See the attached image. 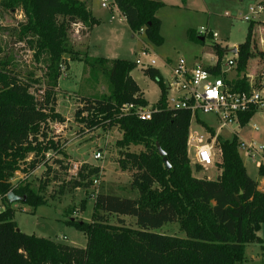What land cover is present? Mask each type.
Returning a JSON list of instances; mask_svg holds the SVG:
<instances>
[{"label": "trees", "instance_id": "1", "mask_svg": "<svg viewBox=\"0 0 264 264\" xmlns=\"http://www.w3.org/2000/svg\"><path fill=\"white\" fill-rule=\"evenodd\" d=\"M113 5L134 34L145 29L148 42L163 46L162 21L157 17L164 6L162 2L113 0ZM0 9L24 14L23 21L5 31L18 39L17 44L23 43L38 64L45 65L42 80L34 79L32 72L24 78L16 71L10 53L0 57V196L4 207L0 213V264H243L247 246L263 243L258 232L264 224V193L247 173L238 137H217L216 147L222 153L215 163L220 173L216 179L195 177L204 168L199 164L192 166L189 158L193 116L187 110L167 108V86L160 71L143 70L158 85L160 97L151 120H142L134 113L121 112L125 104L149 106L132 77L138 68L136 62L95 58L88 53L81 56L72 47L70 31L74 25L92 30L100 23L83 1L0 0ZM187 35L197 43L207 37L192 29ZM253 35L251 23L245 42L237 49L236 70L239 75L245 74L232 82L237 91L264 88L252 86L246 75L250 60L256 56L264 60V51L256 50ZM213 48L218 63L207 70L218 76L227 50L219 44ZM71 61L100 68L107 75L110 94L83 99L75 120L88 131L119 128V163L122 170L132 174L128 190L123 185L109 187L100 181L101 167L84 164L72 180L60 185L59 194L77 189L88 191L98 184L92 222L67 220V224L86 234V248L22 233L14 222L12 209L16 202L33 208L47 205L45 192L50 176L59 181L58 170L67 173L72 169L65 165V142L51 129V124L66 123L57 111V94L63 68L69 69ZM41 81L36 89V83ZM257 112L251 109L241 114V128ZM197 120L212 136L215 134ZM158 146L165 152L170 169ZM132 148L140 150L131 151ZM39 169H45L46 180L34 185L29 178ZM17 174L23 177L14 182ZM259 176L264 178V169L259 170ZM112 218L116 224L111 223ZM125 219L134 223L126 224ZM169 224H178L185 236L156 231Z\"/></svg>", "mask_w": 264, "mask_h": 264}, {"label": "rangeland", "instance_id": "2", "mask_svg": "<svg viewBox=\"0 0 264 264\" xmlns=\"http://www.w3.org/2000/svg\"><path fill=\"white\" fill-rule=\"evenodd\" d=\"M80 1H83L93 15L100 19V23L92 30L83 27L70 31L71 44L76 52H79L81 56L88 53L89 56L95 58L136 61L139 55L142 56L144 47H148L152 53L142 56V59L147 63L152 57L157 56L159 61L155 68L161 72L165 81L169 77V71L164 68L163 62L174 65L180 58H183L190 64L202 62L204 65H209L212 63L211 57L215 53L213 48L215 44H219L227 50L224 57V62H227L234 57L230 51L245 42L251 23H254L253 38L256 50L264 51V45L260 42L264 39V35L258 28L264 27V14L255 16L249 22L245 20V17L250 15L249 9L258 5L260 0H159L164 4L157 13V17L162 21V36L164 38V44L161 47L148 42L144 34H134L126 25L123 15L116 6L110 5L107 10H103L97 0ZM24 19V14L20 11L11 13L0 9V57L10 53L14 57L18 73L25 78L32 72L34 79L42 80L45 71L44 62L38 64L33 53L25 50L23 43L17 44L18 39L10 32L5 31ZM202 28L216 33L218 37L214 39L207 36L203 43L188 39L187 32L189 30L199 32ZM78 29L79 31H77ZM263 69L264 60L256 56L249 61L247 73L257 78ZM132 75L142 91L146 93L149 107L153 108L160 97L158 85L147 77L139 67L133 71ZM42 82L36 83V89ZM110 90V82L102 69L97 67L92 69L80 61L69 62V69L63 68L57 94V111L66 119V123L62 126L51 124V129L55 133L58 130L61 141L66 144L65 165L72 167L73 164L78 163L81 166L88 164L94 167H105L102 168L100 181L109 187L123 185L128 190L132 174L122 170L119 163L121 150L116 146V142L122 138V131L117 127L109 131L103 129L88 131L84 125L75 120V113L81 107L80 103L83 99L108 96ZM262 92L264 94V89ZM36 94L40 97L39 93ZM199 119L224 139L231 140L236 135L240 141H244L246 144L252 143L256 147L264 146V110L258 111L245 127L239 129L237 125H232L230 129L221 130L219 122L213 114L199 113ZM254 126L259 130L253 129ZM191 134L207 137L209 133L193 117ZM139 150L140 148L131 149V151ZM98 152L103 154V159L96 160L94 158ZM188 152L192 165H195L196 149L194 145L188 147ZM239 153L248 175L256 181L259 180V169L255 163L257 157L252 158L242 152ZM53 167L57 169L56 166ZM216 171L217 168L213 165L207 170L204 169L200 176L214 178V175H217ZM43 172L45 169H39L29 178V181L31 180L34 185H38L40 180L44 182L46 175ZM58 173L59 181H54L53 175H51L50 184L45 192L49 203L37 208L22 202L14 203L12 206L14 222L17 229L27 235L49 239L59 244L86 248L88 244L86 234L67 224V220L72 218L76 221L92 222L94 194L98 184L88 191L77 189L59 194L60 185L68 183L75 175L61 170H58ZM22 177V174H17L14 182H18ZM262 185L261 189H264V184ZM0 209L2 212L4 207L1 206ZM125 220L126 224L134 223V220ZM115 222L117 220L112 218L111 223L116 224ZM156 231L169 236L181 238L185 236L178 224H169ZM258 237L262 239L263 243L255 242L247 246L246 259L243 264H264V224L258 232Z\"/></svg>", "mask_w": 264, "mask_h": 264}, {"label": "built area", "instance_id": "3", "mask_svg": "<svg viewBox=\"0 0 264 264\" xmlns=\"http://www.w3.org/2000/svg\"><path fill=\"white\" fill-rule=\"evenodd\" d=\"M103 10H107L110 5H113V0H97ZM115 6V5H114ZM250 15L245 17L246 21H251L255 16L264 14V5L258 3L255 7L249 9ZM124 18V17H123ZM73 28H83L80 24L74 25ZM79 29L77 31H79ZM138 34H145V29H141ZM201 35H212L217 38L218 35L205 28L199 31ZM261 44L264 45V39ZM238 49V48H237ZM152 50L144 47L142 56L150 55ZM142 56L136 59V64L142 70L148 68H155L159 58L154 56L149 62H144ZM238 53L232 59L222 63L220 74L214 75L207 70V65L202 62L190 66L188 62L180 58L173 67H169L167 62L164 66L169 68V78L166 81L167 86V108L172 110H187L192 113V116L197 119L199 113L213 114L219 122L220 129H230L232 125L240 126V115L247 113L251 109L257 111L264 109V97L262 90L253 88L251 91H237L234 89L232 82L224 79V74L236 70L237 68ZM215 65L218 63L215 61ZM210 66V67H215ZM249 83L254 86H264V69L260 75L255 78L252 75H247ZM256 81V82H255ZM155 109L152 107L136 106L134 104H125L121 108L124 115L134 113L142 120H151ZM62 126V125H60ZM255 130H259L256 126ZM57 133L58 130H57ZM209 133V132H207ZM216 136L211 133L207 137L200 134H191L189 136L188 147L194 145L196 149L197 163L205 170L215 165L216 159L221 156V150L216 147ZM239 152L249 156L257 157L256 167L264 169V146L256 147L254 144H246L240 141ZM96 160L103 159V154L98 152L95 154ZM81 165L78 163L73 164L70 170L71 174L77 175ZM97 183V182H96ZM2 206V197L0 196V208ZM1 213V209H0Z\"/></svg>", "mask_w": 264, "mask_h": 264}, {"label": "crops", "instance_id": "4", "mask_svg": "<svg viewBox=\"0 0 264 264\" xmlns=\"http://www.w3.org/2000/svg\"><path fill=\"white\" fill-rule=\"evenodd\" d=\"M259 3H264L263 2V0H260V2ZM264 5V4H263ZM259 16H261V15H259ZM256 17H258V16H256ZM98 19V18H97ZM99 21H100V19H98ZM125 20V19H124ZM125 23H126V20H125ZM126 25H127V23H126ZM97 26H95L94 28H96ZM93 28V29H94ZM259 28V30H261L260 32L262 33V35H264V27H258ZM235 48H238V46H236ZM234 49V48H233ZM232 49V50H233ZM231 50V51H232ZM235 55V54H234ZM225 57V56H224ZM233 58V57H232ZM232 58H230V59H232ZM217 59H218V56L214 53V55L211 57V61H212V63H210L209 65H207V66H214L215 65V61H217ZM223 61H224V58H223ZM188 62V61H187ZM197 63H200V62H196V63H189L188 62V64L190 65V66H193V65H195V64H197ZM223 63V62H222ZM163 65H164V62H163ZM168 65H169V67L171 68V67H173L174 65L173 64H170L169 62H168ZM216 66V65H215ZM164 68H166L165 66H164ZM166 69H168V71H169V68H166ZM133 73V72H132ZM161 73V72H160ZM245 75V74H244ZM244 75L242 74V75H239L238 74V72H237V70H233V71H231V72H229V73H226V74H224V79L226 80V81H229V82H235L236 83V81L239 79V78H243L244 77ZM246 75H249L247 72H246ZM132 77H133V75H132ZM169 78V77H168ZM135 80V79H134ZM136 81V80H135ZM167 81V80H166ZM165 81V82H166ZM264 89V88H263ZM263 89H262V91H263ZM142 90V89H141ZM143 92V91H142ZM144 93V95H145V98L147 99V96H146V93L145 92H143ZM262 95H263V97H264V94H263V92H262ZM148 100V99H147ZM264 110V109H263ZM199 117H197V119H198ZM198 121V120H197ZM212 129V128H211ZM207 130V129H206ZM207 132H209V133H211L210 131H208L207 130ZM190 133H191V129H190ZM211 135H212V133H211ZM219 136L218 134H214L213 136ZM216 141H217V139H216ZM104 157V156H103ZM191 160V159H190ZM197 163V159H196V162H195V164ZM191 164H192V161H191ZM194 165V164H193ZM192 165V166H193ZM102 168H105V167H102ZM207 170V169H206ZM203 173V172H202ZM202 173H200V174H202ZM216 173H217V175H214L215 177L214 178H212V177H208V179L209 180H214L215 178H217V176L220 174L218 171H216ZM200 174H197V175H195V177H197V178H202V176H200ZM257 182H258V184H259V190L260 191H262L263 193H264V189H261V187L263 186L262 184H264V178L263 177H260V179L259 180H257Z\"/></svg>", "mask_w": 264, "mask_h": 264}, {"label": "water", "instance_id": "5", "mask_svg": "<svg viewBox=\"0 0 264 264\" xmlns=\"http://www.w3.org/2000/svg\"><path fill=\"white\" fill-rule=\"evenodd\" d=\"M203 40L204 39H201V41H203ZM230 52L233 53V54H237L238 50H237V48H234ZM67 58H68V56H67ZM158 149H159L160 155L163 157V160H164L165 164L167 165V168L170 169V165H169V163L167 161V158L165 157V155H166L165 152L160 148V146H158Z\"/></svg>", "mask_w": 264, "mask_h": 264}]
</instances>
